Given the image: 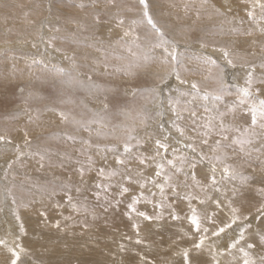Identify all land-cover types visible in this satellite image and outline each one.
<instances>
[{
	"label": "rangeland",
	"instance_id": "rangeland-1",
	"mask_svg": "<svg viewBox=\"0 0 264 264\" xmlns=\"http://www.w3.org/2000/svg\"><path fill=\"white\" fill-rule=\"evenodd\" d=\"M250 2L228 21L215 0H146L147 16L140 0H0V226L42 217L117 243L186 212L196 239L236 229L223 254L264 264V0Z\"/></svg>",
	"mask_w": 264,
	"mask_h": 264
},
{
	"label": "bare ground",
	"instance_id": "bare-ground-1",
	"mask_svg": "<svg viewBox=\"0 0 264 264\" xmlns=\"http://www.w3.org/2000/svg\"><path fill=\"white\" fill-rule=\"evenodd\" d=\"M215 1L218 4V1L217 0H215ZM238 3H241V2L239 0H222L220 2V5L218 4L221 9H217V10L220 12H223V14H225L226 17L228 18L227 19L228 21L234 20L235 19V15H233V14H235V13H233L234 11L229 12V9H233L232 8V7H234L233 4H236V7L241 9L240 7H243V6L248 7L252 2L249 3V0H246L244 4H242V3L238 4ZM236 7H235V9H236ZM227 10H228V12H227ZM1 16H3V15L0 14V17ZM237 19H239V18H237ZM0 20H1V18H0ZM221 21L223 22L224 26L226 27V24H225L226 22L224 21V19H222ZM234 22H237V21H234ZM226 29L227 30H231V29L235 30L236 25L230 24ZM241 36L242 35L237 34V36H234V38L237 39V37H241ZM257 38H259L258 35H257ZM250 40H252V39H250ZM253 40H255V39H253ZM231 41H229L228 43H230ZM251 42H253V41H251ZM248 43H249V38H247V36H246L245 38H242V40L238 42V46H240L242 44L244 46H248V48H252L254 50L256 49L254 44H251L253 46L249 47L250 43L249 44ZM241 52H242V50H241ZM213 53L216 54L217 59L223 65H225V67L227 68V72H229L230 66L223 61V59L221 58L219 53H217V52H213ZM249 56L252 58L253 54H251ZM79 79H80V77H79ZM171 79H173V78H171ZM176 138H175V141H177V139H178V138L177 139ZM199 173H200L199 178L201 177V175H202V177L204 175L206 176V174L203 171H200ZM258 179L259 178H256V179L254 178V180H258ZM256 183H259V182L256 181ZM187 200H188V198H186V201ZM186 201H185V204H186ZM202 203H203L202 205L200 204L201 207H203V208L205 207L208 210V209L214 208V207L217 208L216 206L218 204H219V206H222L220 204H223V201L222 200L219 201L218 204L216 202V204H215L216 206L214 205V207L210 206V204L212 205V203H210V202H204L203 201ZM8 205H10V204H8ZM186 207L190 208V210H188V212H191L192 214H194L193 212H195L194 209L196 208L195 205L194 206H187V204H186ZM196 209H198V208H196ZM218 211H220V212H217L215 214L216 215L218 214L217 217L223 221L229 220V218H232V217H234L233 215H235V214L230 215L232 213H230L228 215L227 214L228 211L231 212L232 210L227 209L226 207H222ZM2 213L0 214V216L2 215ZM185 213L186 212H184V215H185ZM159 214H163V213L159 212ZM184 215H182L180 213V216L177 217V220H176L177 223L176 224H168V223H166V221H160V220L150 222V220H149L148 222H146L144 225L141 226V229H142L141 233H140L141 235L140 234L138 235L136 233L138 235L137 238L140 237V239H138V241L129 239L127 237L128 239L122 240V241L117 242V243H115L116 238H113L114 241H112L113 239H111V241H110L107 239L105 240L103 238L102 239L97 238L98 236L96 237L95 235H89L91 239L87 238V237H82V236H80V237L75 236L71 232H68V231L65 232L63 224L56 226V224L53 222L50 226H46L44 224L45 218H42V217L37 218V217H33V216H30L29 218L28 217L25 218V216H24V218H22V221H23L22 223L24 225V231L25 232H23V230H21V228L23 226L22 223L19 224L18 222H16L14 224L15 220H14V222L12 221L11 225L9 227H6L5 229L0 226V241L3 242V243H0V264H12V261L14 259H16V256L14 255V253L19 255V260H17V264H185V260L183 257V251L185 249H187L189 252L190 264H239L237 261H233V260L228 259L223 254V251L220 248L224 244L223 241H227V239L230 237V235L235 236V234H236L235 230L236 229H233V228L229 229L231 231H228L226 236L221 234L218 237V239H216L212 243L210 241L212 239H214V237H211V238L209 237V239H205L203 246L201 248L197 249L194 247V245L196 243H199L201 238L196 239L194 237V235L198 236V234H197L195 228L191 227V224L188 222L186 215L185 216ZM86 216H88V215H86ZM39 219L43 220V229L44 230L42 229V225H41L40 221L36 222ZM250 222H253V220ZM235 223L236 224L238 223L237 219H236ZM188 224H190V226ZM236 226H238V225H236ZM240 226H242V225H240ZM51 227L55 228L56 230L51 229ZM173 227L178 229V230L180 229V231H186V233L188 235H186L185 238L182 239L180 233L175 232L174 231L175 229ZM89 228L88 229L85 228V231L89 230ZM1 229H3V230H1ZM184 229H186V230H184ZM4 230H6V232H3ZM61 230H63V231H61ZM102 230H104V229L102 228ZM118 230H120V229H118ZM105 231H107V230H105ZM134 232H137V231L135 230ZM130 233L131 232H129V234ZM205 233H206V231H205ZM228 233H229V236H228ZM115 234L117 235L118 233H115ZM96 235H98V234H96ZM133 235H134V233H133ZM199 235H201V233ZM131 237H133V236H131ZM224 237L226 239H224ZM206 238H208V237H206ZM134 239H136V238H134ZM118 240H120V239H118ZM219 241H220V246H219ZM230 241H232V240L230 239ZM210 244H213L212 245L213 247L211 246L212 247L211 250L209 248ZM215 247H217L218 250L213 251V249ZM239 247H242V246H238L237 248H239ZM235 248H236V246H235ZM242 248L245 250H252V249L247 248L245 245ZM242 248H240V249H242ZM102 249H105V251H102ZM210 253H212V254H210ZM230 254H231V252H230ZM232 254L230 256L232 259H236L238 261H241L242 258H241L240 251H236L235 253L232 252ZM258 256H261V255L259 254ZM225 258L228 260V262L225 260Z\"/></svg>",
	"mask_w": 264,
	"mask_h": 264
},
{
	"label": "snow or ice",
	"instance_id": "snow-or-ice-1",
	"mask_svg": "<svg viewBox=\"0 0 264 264\" xmlns=\"http://www.w3.org/2000/svg\"><path fill=\"white\" fill-rule=\"evenodd\" d=\"M140 3L145 6V16H147L148 13H147V10H146L147 9L146 0H140ZM262 7H264V5H262ZM249 15H251V13H249ZM148 22L149 23H152V20H151L150 17L148 18ZM153 27H155V25H153ZM165 51H167V49H165ZM225 55H227V53H225ZM172 58L175 59V56L173 55ZM213 63H215V62L213 61ZM229 63H231V61H229ZM177 79H179V75L178 74H177ZM182 83H183V81H182ZM192 87L193 88H196L197 85L193 84ZM257 91H259V90H257ZM243 92H244V96L245 97H247V96L250 95L249 90L247 88H245L243 90ZM240 103L241 104L245 103V100L244 99H241L240 100ZM193 115H195V113H193ZM257 115H259L260 118L264 119V100H260L258 106H254L252 108V124L253 125H255L256 122H257ZM261 126L264 127V125H261ZM180 131H181V134H183V130H180ZM2 139H3V137H0V140H2ZM156 144H157L158 149L159 148H164L165 150H167V145L166 144H162L159 140L156 141ZM125 147L127 149V145ZM120 163H123V161H120ZM141 163H143V160H141ZM168 163L171 164L172 161H169ZM224 171L225 172H228V169L225 168ZM101 174H103V173H101ZM112 174L115 175V173H112ZM157 174L159 175V173H157ZM213 182H215L214 181V178H213ZM123 191H127V189L125 188V189H123ZM69 199H71V198H69ZM235 211L236 210L233 209V212H235ZM258 211L261 214H264V207H262L261 209H258ZM139 215L144 216L145 219H151V217L146 216L145 213H139ZM191 221H192V224H194L196 226L197 230H199L200 229V224H199L198 219H197V217H196L195 214H193V216L191 218ZM235 221H236V217H233L232 223H235ZM226 227H231V224H227V225H225V227H220L217 231H214L212 233V235L213 236H219L220 233H223L225 231V228ZM205 231H207V230L205 229ZM242 238H243V232H241V239ZM205 239H206V237H201L199 243H196L194 245V247L197 248V249L201 248L203 246V244H204V240ZM238 242L239 241H237V243ZM0 243H3V242L0 241ZM232 247H235V244H233ZM249 247H252V245H249ZM14 255L16 256V259H14L12 261V264H17V260H19V255L18 254H15V253H14ZM245 255H247V253H245ZM183 257H184V260H185V264H190V262H189V252H188L187 249H185L183 251ZM244 264H249V261L248 260H245Z\"/></svg>",
	"mask_w": 264,
	"mask_h": 264
}]
</instances>
